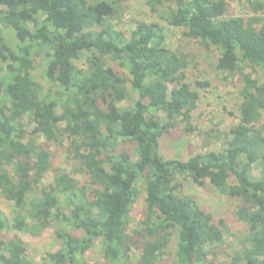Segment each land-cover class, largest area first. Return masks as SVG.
Instances as JSON below:
<instances>
[{
  "label": "trees",
  "instance_id": "1",
  "mask_svg": "<svg viewBox=\"0 0 264 264\" xmlns=\"http://www.w3.org/2000/svg\"><path fill=\"white\" fill-rule=\"evenodd\" d=\"M237 1L245 12L236 17L228 0L144 2L214 51L219 73L238 76V122L224 145L177 161L161 157L159 138L172 120L190 124L198 93L186 82L187 57L167 48L158 24L124 31V0H0V199L10 210L9 219L0 212V264H34L7 234L35 240L49 229L58 249L40 264H85L96 242L103 264H216L207 258L224 225L186 182L238 202L233 218L246 232L225 264H264V0ZM65 142V167L51 170L49 148ZM123 144L134 158L117 152ZM139 187L142 219L132 229Z\"/></svg>",
  "mask_w": 264,
  "mask_h": 264
},
{
  "label": "rangeland",
  "instance_id": "2",
  "mask_svg": "<svg viewBox=\"0 0 264 264\" xmlns=\"http://www.w3.org/2000/svg\"><path fill=\"white\" fill-rule=\"evenodd\" d=\"M144 2L145 0H124L120 27L124 31H130L138 22L158 24L162 28L167 48L182 53L187 57L186 82L192 86V90L198 93V101L191 114L190 124H185V121L181 119L172 120L169 124V129L164 131L160 136V155L164 160L186 161L197 153L217 151L224 145L222 133L228 134L234 130L238 122V76L230 78L225 74L219 73L215 69L214 51H207L197 41L185 38L182 30L167 27L162 20L158 19V16L149 14ZM228 5V15L230 17L241 16L245 12L237 0H228ZM40 62V59H38L35 65L37 66ZM33 72H35L33 74L43 92L47 93V91H50V94H54L56 91L55 87L49 86L44 79L39 77V68H36ZM242 72L245 75L252 74L249 69H242ZM196 83H206L207 87L196 89ZM118 107L123 109L127 105L119 103ZM57 113L60 114V110H57ZM153 115L161 120V124L167 123L164 113L157 112ZM211 131H215L211 134L212 139L205 142L207 138L204 134ZM216 136L218 138L220 136V138H214ZM67 147V142L64 143V146L60 147L58 145L50 146L51 170L63 169L65 167ZM133 151V144H123L117 147V152L129 153L132 158H134ZM52 174V171L47 174L38 186V189H41L50 182ZM250 175L254 180H257V169L251 170ZM183 188L187 194L196 198L200 207L211 214L215 221H222L224 225L223 241L215 249L217 256L214 258L208 256L207 259L216 264H225L229 254L234 250V247L237 246V243L246 232L245 227L239 225L233 218V211L238 202L213 193L207 187L200 190L186 182L183 184ZM138 190L137 204L129 213V224L132 229L142 219L143 199L145 195L142 187H139ZM9 211L8 204L0 199V212L5 215L6 219L10 218ZM13 236L22 239L24 245L27 247L28 258L34 264H40L42 257L46 253L54 252L58 249L50 229L46 230L41 238L35 240H30L22 234L14 232L7 234L6 238L9 239ZM98 247V243L96 242L86 253L85 264H103Z\"/></svg>",
  "mask_w": 264,
  "mask_h": 264
}]
</instances>
